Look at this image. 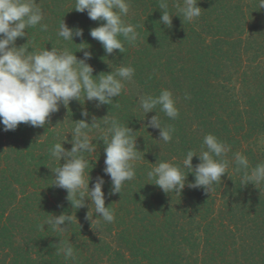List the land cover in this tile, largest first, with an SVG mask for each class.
<instances>
[{
  "label": "trees",
  "instance_id": "trees-1",
  "mask_svg": "<svg viewBox=\"0 0 264 264\" xmlns=\"http://www.w3.org/2000/svg\"><path fill=\"white\" fill-rule=\"evenodd\" d=\"M36 2L48 31L41 32L39 25L26 29L17 47L28 41L30 52L67 47L81 59L79 45L86 43L94 77L122 63L135 74L111 105L97 108L96 101L82 96L68 107L61 104L44 127L21 124L4 132L0 124V264H264V184H242L234 165L211 193L186 186L180 195L166 194L146 176L159 160L182 167L189 150L201 151L207 134L230 146L229 160L240 152L250 167L264 162V8L257 0H199L197 20L183 23L182 17H173L167 27L160 23L159 0H131L123 19L137 26L138 40L134 45L125 41L124 53L108 55L89 34L103 22L75 11V0ZM62 20L69 28L83 29V38L58 37ZM163 89L173 93L179 109L174 120L154 109L164 126L175 128L169 143L159 141L158 129L145 128L157 113L145 114L138 106L140 96H157ZM84 109L89 124L94 115L101 125L89 133L97 151L85 154L86 179L91 190L95 178L104 177L105 206L115 214L111 223L96 218L87 197L85 207L74 208L67 191L53 186L52 170L59 162L49 149L72 140L70 131ZM108 115L133 130L141 152L134 162L135 179L116 194H110L112 182L104 174L106 145L100 140ZM199 162L193 158L194 166ZM89 211L92 220L86 218ZM61 214L73 216L70 231H48L47 225L42 230L51 215ZM60 240L73 244L75 260L56 254Z\"/></svg>",
  "mask_w": 264,
  "mask_h": 264
},
{
  "label": "clouds",
  "instance_id": "clouds-1",
  "mask_svg": "<svg viewBox=\"0 0 264 264\" xmlns=\"http://www.w3.org/2000/svg\"><path fill=\"white\" fill-rule=\"evenodd\" d=\"M130 3L131 0H75V11L87 12L91 20L103 22L99 27L91 29L89 34L101 43L108 55L114 54L116 50L124 53L125 41L134 45L138 40L137 26L123 19L130 11ZM198 4L199 0H159V9L162 11L160 23L171 27L173 17H182L183 23L194 22L202 14ZM257 5L260 9L264 8V0H257ZM170 6L175 9L174 13L169 11ZM44 19V12L36 0H0V124L4 132L15 131L21 124L44 127L50 116L59 112L61 104L68 107L73 100L80 102L82 96L85 101H96L97 108L111 105L113 98L119 97L124 90V82L133 80L135 69L123 63L115 71L94 77V69L88 63L92 53L84 51L88 47H83L86 43L79 45L80 51H83L81 59L67 47H53L50 51L45 48L38 52L32 49L30 52L27 48L30 41L17 47V39L28 35L26 29L39 25L41 32L48 31L49 26L43 22ZM56 34L64 41L73 42L74 37L83 38L84 31L69 28L62 20ZM185 99L190 97L186 95ZM138 106L145 114L157 113L148 120L145 128L158 129L159 141L171 142L175 128L164 126L159 113L154 109L159 108V112H163L169 119L178 118L179 109L173 93L163 89L157 96L145 94L139 97ZM89 115L86 109L82 110L83 119L74 122L70 131L72 140L66 138L49 149L50 155L59 162L55 170L51 169L55 173L53 186L67 191L66 199L74 208L85 207L87 197L91 201L90 207L95 208L96 218L111 223L114 222L115 214L111 206H105L104 177H96L91 190L90 181L86 179L89 160L85 154L91 155L97 151L89 133L101 128L100 120L94 115L91 124L88 123ZM102 120L106 125L100 139L106 145L104 174L112 182L110 194L121 193L125 183L136 177L134 162L140 158L141 152L137 148L135 133L128 125L125 126L118 118L110 115ZM66 142L71 143L70 150L64 147ZM230 150V146L215 135L207 134L203 138L201 151L197 153L189 150L182 161V167L159 160L155 165L150 163L152 167L146 176L148 180H154L153 184L166 194L180 195L186 186L191 189L203 188L205 193H211L234 165V171L241 174L242 184H252L256 188L264 184V162L250 167L247 156L240 152L233 153L229 160L227 154ZM194 157L200 161L195 166ZM61 160L65 161L63 165ZM189 173L194 175V182L186 183ZM86 218L92 220L90 211ZM72 223V215H51L40 227L44 231L47 225L48 231L68 232ZM56 254H62L65 260H75L74 247L70 241L60 240Z\"/></svg>",
  "mask_w": 264,
  "mask_h": 264
}]
</instances>
